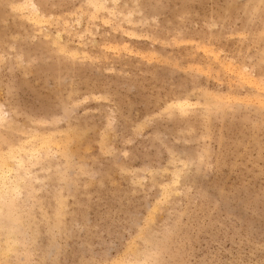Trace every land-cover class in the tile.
<instances>
[{
  "label": "rangeland",
  "instance_id": "374dc122",
  "mask_svg": "<svg viewBox=\"0 0 264 264\" xmlns=\"http://www.w3.org/2000/svg\"><path fill=\"white\" fill-rule=\"evenodd\" d=\"M0 113V264H264V0H0Z\"/></svg>",
  "mask_w": 264,
  "mask_h": 264
},
{
  "label": "bare ground",
  "instance_id": "6f19581e",
  "mask_svg": "<svg viewBox=\"0 0 264 264\" xmlns=\"http://www.w3.org/2000/svg\"><path fill=\"white\" fill-rule=\"evenodd\" d=\"M94 3V2H93ZM103 3V2H102ZM99 4H101V3H99ZM104 4V3H103ZM103 4H101L102 6H101V8L103 9V8H105V7H103L104 5ZM16 6V5H15ZM106 6V5H105ZM14 7V6H13ZM16 7H18V6H16ZM33 7V6H32ZM100 8V9H101ZM25 9V8H24ZM102 11V10H101ZM29 12V11H28ZM39 13V11H37V13H36V15ZM39 15V14H38ZM30 16V15H29ZM49 18V17H48ZM48 18H46V19H48ZM94 18V17H93ZM42 20L43 19H41V17H38L37 16V18H36V24L37 25H39V26H41L42 24ZM45 20V19H44ZM51 20V19H50ZM65 21H67V20H65ZM64 21V22H65ZM45 22V21H44ZM43 22V23H44ZM44 24H46V22L44 23ZM64 24V23H63ZM68 24L67 23H65L64 24V27H63V29H66V30H68ZM70 33V32H69ZM68 33V34H69ZM57 34H59V35H55L54 37H51V35L50 34H48V35H46L47 37H50V39H51V44L55 47V49L56 50H58V51H60V52H63V51H65L66 49H67V47H68V44H67V42L68 41H64L63 40V35L61 34V33H58L57 32ZM90 35H91V33H90ZM46 37V38H47ZM67 40V39H66ZM252 72V71H251ZM251 74V73H250ZM253 74V73H252ZM242 77V76H241ZM254 78V77H253ZM245 82H247L249 85H252V86H254V81L250 78V77H245ZM255 87V86H254ZM212 95V94H211ZM216 95V94H215ZM218 95V94H217ZM214 96V95H213ZM223 96H224V94H223ZM231 96V95H230ZM226 97V96H225ZM232 99V98H231ZM250 99V98H249ZM256 99V98H255ZM239 100V99H238ZM258 100V99H257ZM217 101V100H216ZM254 101V100H253ZM218 102V101H217ZM221 102V101H220ZM260 102V101H259ZM260 104H262V103H260ZM186 105V104H185ZM1 114V113H0ZM60 126V125H59ZM49 134V133H48ZM37 135V134H36ZM35 136V135H34ZM30 136H28V138H29ZM32 137V136H31ZM39 136L37 135L36 136V139L38 138ZM42 137V136H41ZM45 137V136H44ZM51 137H53V136H51ZM33 138V137H32ZM49 138V137H48ZM62 138V137H61ZM40 139V138H39ZM50 139V138H49ZM63 139V138H62ZM29 140H31V139H29ZM48 139L45 137L44 138V141H42L41 142V144H43V143H45V144H48V143H50L49 141H47ZM33 141V140H32ZM36 141V140H35ZM48 143H47V142ZM53 141V140H52ZM25 142H28V140L26 141L25 140ZM29 142H31V141H29ZM28 142V143H29ZM39 142H40V140H39ZM32 143V142H31ZM38 143V142H37ZM57 143H59L58 141H57ZM33 145H36L35 143L33 144ZM40 145V144H39ZM38 145V146H39ZM49 146V145H48ZM35 147V146H34ZM33 147V148H34ZM40 147H44L43 145L42 146H40ZM16 150H17V148H16ZM21 150V151H20ZM20 150H19V154H15L16 152L15 151H11L10 153H11V158L12 159H15L16 161H17V166L16 167H13V166H10V165H7V164H5V159H3L4 157L3 156H5V155H3L2 153H0V162H4V163H0V217H3L4 215H6L5 213L7 212V214H9V213H11V211H12V209H13V207H15L16 206V203H17V201L18 200H20V198H21V193H22V187L24 186V185H26V183H27V179H26V176L25 175H20V174H18V172H20V171H18L20 168H23L24 166H25V159H24V155L23 154H26V155H28V153H31V149L30 150H28V148H26V147H23V146H21L20 147ZM33 150V149H32ZM35 150H37L36 148H35ZM7 151V150H6ZM9 152V151H8ZM33 152V151H32ZM35 152V151H34ZM38 153V155H40V153L39 152H37ZM23 156H22V155ZM7 155V154H6ZM31 159H34V157H35V154L34 153H31ZM37 155V156H38ZM9 157V156H8ZM26 157V156H25ZM30 157V156H29ZM7 158V157H6ZM29 159V158H28ZM38 159H40L41 160V158H39L38 157ZM28 161V160H27ZM39 161V160H38ZM59 161V160H58ZM34 163V162H33ZM37 163V162H36ZM9 164V163H8ZM11 164V163H10ZM16 164V163H15ZM14 164V165H15ZM31 164V163H30ZM13 165V164H12ZM32 165V164H31ZM30 165V166H31ZM35 165V164H34ZM30 166H29V168H30ZM36 166V165H35ZM179 167V166H178ZM177 167V169H179ZM184 167H185V165H182V167H180V169H179V171L177 172V173H175L176 175H177V179L175 178V180L176 181H174V183H177L178 182V179L181 177V175H180V173H181V170H183L184 169ZM28 168V169H29ZM31 169H32V167H31ZM52 169V168H51ZM21 170V169H20ZM26 170V169H25ZM31 171V170H30ZM54 171V170H53ZM34 172V171H33ZM22 173V172H21ZM28 175H29V173H28ZM27 175V176H28ZM39 180V179H38ZM166 182V181H165ZM31 183V182H30ZM173 183V182H172ZM28 184V183H27ZM162 185H163V187H162V189H163V194H164V196H165V198H167L168 197V195H170L171 194V192H172V189H171V187H170V185L168 184V183H162ZM28 186V185H27ZM173 186V185H172ZM23 188H25V187H23ZM162 191V190H161ZM30 195H32V194H30ZM4 207H6L5 209H4ZM16 215V214H15ZM13 217V216H12ZM4 218H6V217H4ZM9 221V220H8ZM18 221V220H17ZM19 222V221H18ZM11 226V225H10ZM18 226V225H17ZM5 226L3 225V222H2V220H1V218H0V231L4 228ZM15 228V227H14ZM14 228H12V229H14ZM15 229H17V228H15ZM8 230V229H7ZM10 230V229H9ZM3 232V231H2ZM6 232V231H5ZM8 232V231H7ZM9 233H12V231H9ZM17 234H18V232H17ZM12 235H14V234H12ZM11 234L9 235L8 233H4L2 236H5V238H8V241L7 242H9V239L12 237H14L15 238V236H12ZM2 238V237H1ZM19 239V238H18ZM18 244V243H17ZM129 264H139L138 262H134V263H129ZM147 264V263H146Z\"/></svg>",
  "mask_w": 264,
  "mask_h": 264
}]
</instances>
